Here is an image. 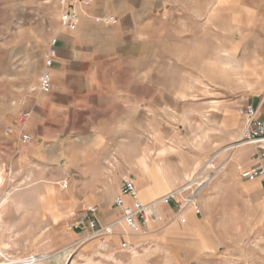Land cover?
<instances>
[{
	"label": "rangeland",
	"instance_id": "374dc122",
	"mask_svg": "<svg viewBox=\"0 0 264 264\" xmlns=\"http://www.w3.org/2000/svg\"><path fill=\"white\" fill-rule=\"evenodd\" d=\"M253 1H193L192 9L187 6L181 20L167 28L160 60L153 62L148 77L151 86L166 89L167 131L160 154L178 153L188 161L197 153L217 156L218 180L226 183L206 197L204 208L220 251L197 261L186 249L187 241L174 244L146 233L131 235L127 227L112 235L78 228V219L89 207H97V219L101 217V201L110 189L83 187L78 174L66 181L63 163L55 156L51 165L39 162L30 173L17 174L14 186L0 160V264H264V204L259 211L260 199L242 197L238 185L246 181L229 168L235 152L254 148L232 149L239 141L228 142L216 117L227 104L252 97L257 88L264 91V12L258 26L244 20L242 13ZM261 5L264 10V0ZM61 13L62 0H0V154L21 111L12 103L41 76ZM121 148L124 141L118 140V151ZM142 158L138 154L135 160ZM167 165L178 170V165ZM94 196L100 201L92 200ZM125 242L131 243L127 250L122 248Z\"/></svg>",
	"mask_w": 264,
	"mask_h": 264
},
{
	"label": "crops",
	"instance_id": "0c3cea01",
	"mask_svg": "<svg viewBox=\"0 0 264 264\" xmlns=\"http://www.w3.org/2000/svg\"><path fill=\"white\" fill-rule=\"evenodd\" d=\"M193 1L93 0L91 6L79 8L76 30L62 25L57 29V56L51 69L53 88L28 98L24 110L30 113L29 120L7 137L8 146L0 154L3 167L10 171L11 186L20 172L30 173L39 162L51 165L55 156L60 157L66 181L78 174L83 187L93 191L110 189L109 197L101 201L105 207L97 219L99 226H108L122 218L121 211L114 207L115 200L111 202L119 195L123 178L133 180L140 200L148 204L182 187L185 176L193 175L212 157L197 153L188 161L178 153L160 154L167 131L166 89L148 83L153 62L160 60L167 28L181 20L187 6L192 9ZM261 7V0L244 7V20L258 26L264 12ZM103 18H114L117 23L107 26L101 22ZM151 88L156 94H150ZM251 105L259 107L264 120V91L258 88L252 97L239 98L233 105L227 104L222 114H215L228 142L242 138L244 118L240 110ZM119 123L125 126L119 129ZM22 131L33 138L31 143H21ZM118 140L124 141V152L122 148L118 151ZM135 141H140L139 147ZM255 153V149L235 152L229 168L246 181L238 185L242 197L260 199L256 207L262 211V181L247 178L256 164ZM138 154L143 157L141 161L135 160ZM144 156L149 157L144 160ZM168 163L178 165V170ZM124 171L129 175L120 174ZM218 178L215 173L202 190L198 210L180 212L176 202L160 205L147 225H139L138 232L128 234L146 233L174 244L187 241L184 246L197 261L220 251L219 239L211 231L204 208L207 198L226 183ZM92 200L100 201L98 196ZM125 200L131 204L130 198ZM121 227L126 225L116 227L115 232Z\"/></svg>",
	"mask_w": 264,
	"mask_h": 264
},
{
	"label": "built area",
	"instance_id": "2783aa9c",
	"mask_svg": "<svg viewBox=\"0 0 264 264\" xmlns=\"http://www.w3.org/2000/svg\"><path fill=\"white\" fill-rule=\"evenodd\" d=\"M92 2L93 0H71V2L62 0L61 25L72 31L76 30L80 23L79 8L89 7ZM101 22L111 26L116 24L117 20L114 18H103ZM57 44L58 38L54 37L44 55V67L39 83L28 88L22 98L12 103L15 108H19L21 111L17 126L9 129L10 133H13L17 127L22 128L27 124L30 113L26 112L24 108L27 105L28 98L38 91L49 92L52 90L51 69L57 56ZM240 113L244 118V128L243 136L238 143L243 145L241 147L251 146L256 151V164L247 175V178L250 181L260 179L264 187V120L260 117L259 107L247 106L242 108ZM20 139L24 145L33 141V138L25 131L21 132ZM218 170L217 156H214L203 168L193 174L182 187L148 204L140 200L139 191L133 180L125 177L122 179L119 195L114 201V207L121 211L122 218L111 225L99 226L97 220L98 208L89 207L86 214L78 219L77 227L86 229L88 226L94 231V234L112 235L116 227L124 224L131 233H136L139 231V225H147L152 217H155L157 207L160 205H170L172 202H176L180 207V212L185 211L187 208L198 210V196ZM126 198L131 199V204H127ZM130 247L131 243L129 242H125L122 245L124 250Z\"/></svg>",
	"mask_w": 264,
	"mask_h": 264
},
{
	"label": "bare ground",
	"instance_id": "6f19581e",
	"mask_svg": "<svg viewBox=\"0 0 264 264\" xmlns=\"http://www.w3.org/2000/svg\"><path fill=\"white\" fill-rule=\"evenodd\" d=\"M241 146H243V145H241V143H240V145L236 144V145L232 146V149L237 148V147H241ZM2 264H4V263H2ZM10 264H34V263H32L30 261H26V262H13V263H10Z\"/></svg>",
	"mask_w": 264,
	"mask_h": 264
}]
</instances>
